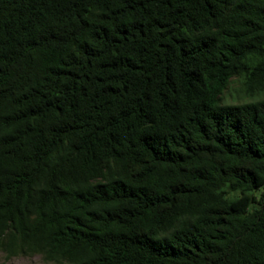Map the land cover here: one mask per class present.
<instances>
[{
	"label": "trees",
	"instance_id": "16d2710c",
	"mask_svg": "<svg viewBox=\"0 0 264 264\" xmlns=\"http://www.w3.org/2000/svg\"><path fill=\"white\" fill-rule=\"evenodd\" d=\"M264 0H0V252L264 264ZM257 205V206H256Z\"/></svg>",
	"mask_w": 264,
	"mask_h": 264
},
{
	"label": "rangeland",
	"instance_id": "374dc122",
	"mask_svg": "<svg viewBox=\"0 0 264 264\" xmlns=\"http://www.w3.org/2000/svg\"><path fill=\"white\" fill-rule=\"evenodd\" d=\"M245 79L242 77H233L228 87L224 90L221 98L222 105H235L247 102H253L264 99V91L250 93L246 91L244 85ZM257 206V205H256ZM0 264H54L45 261L41 256L17 257L8 259L0 252Z\"/></svg>",
	"mask_w": 264,
	"mask_h": 264
}]
</instances>
